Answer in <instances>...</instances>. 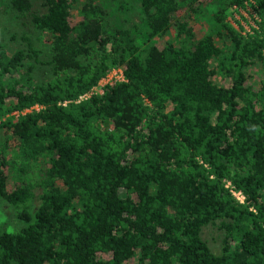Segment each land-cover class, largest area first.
<instances>
[{"label":"trees","instance_id":"1","mask_svg":"<svg viewBox=\"0 0 264 264\" xmlns=\"http://www.w3.org/2000/svg\"><path fill=\"white\" fill-rule=\"evenodd\" d=\"M209 1L2 0L0 264H264V0Z\"/></svg>","mask_w":264,"mask_h":264},{"label":"rangeland","instance_id":"2","mask_svg":"<svg viewBox=\"0 0 264 264\" xmlns=\"http://www.w3.org/2000/svg\"><path fill=\"white\" fill-rule=\"evenodd\" d=\"M222 0L218 1H209L204 5L203 14L199 19L193 20L192 24H197V28L199 29V35H203L208 31L215 32L217 30L216 22L214 20V15L217 10L222 6ZM5 3V2H4ZM6 4V3H5ZM7 6V5H6ZM75 19L78 20L77 15L75 13ZM253 14L250 8L247 11H236L235 8H232L226 13V21H228L235 28L241 27L244 32H248L253 24ZM21 19H18L11 11L5 8V5L0 2V32L1 36L4 40H7L11 34L16 32L22 34L24 33V29L22 28ZM216 43L219 47H225L226 40L222 39L218 32L216 33ZM170 40H174L175 34L173 32H169L167 35ZM11 43V41H10ZM8 43V44H10ZM9 53L14 52V46H9ZM247 75L250 76V82L256 84L258 81V77L260 75H264V65L256 64L252 68L247 71ZM122 81V74L120 71L116 70L111 72L100 84L99 87L94 90V93L101 94L102 88L108 84H115L117 82ZM217 84H226L227 80H225L221 75L216 76ZM120 195L122 197L125 196L124 191H120ZM13 217V211L8 209L3 204H0V223H9L11 218ZM12 225V224H11Z\"/></svg>","mask_w":264,"mask_h":264},{"label":"built area","instance_id":"3","mask_svg":"<svg viewBox=\"0 0 264 264\" xmlns=\"http://www.w3.org/2000/svg\"><path fill=\"white\" fill-rule=\"evenodd\" d=\"M123 80V79H122ZM108 85H113V84H108ZM234 197L239 200L240 202L243 201V197L239 193H233Z\"/></svg>","mask_w":264,"mask_h":264}]
</instances>
